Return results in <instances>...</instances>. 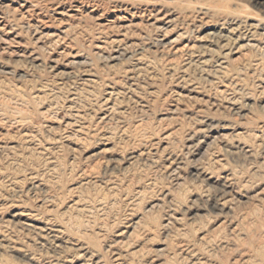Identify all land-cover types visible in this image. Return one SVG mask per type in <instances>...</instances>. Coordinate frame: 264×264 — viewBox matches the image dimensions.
Wrapping results in <instances>:
<instances>
[{"label":"rangeland","instance_id":"1","mask_svg":"<svg viewBox=\"0 0 264 264\" xmlns=\"http://www.w3.org/2000/svg\"><path fill=\"white\" fill-rule=\"evenodd\" d=\"M0 264H264V0H0Z\"/></svg>","mask_w":264,"mask_h":264}]
</instances>
